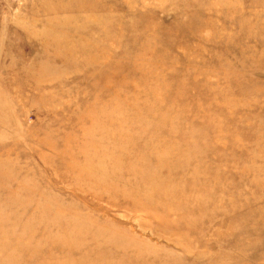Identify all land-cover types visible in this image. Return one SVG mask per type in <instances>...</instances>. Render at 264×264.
Listing matches in <instances>:
<instances>
[{"label":"rangeland","instance_id":"1","mask_svg":"<svg viewBox=\"0 0 264 264\" xmlns=\"http://www.w3.org/2000/svg\"><path fill=\"white\" fill-rule=\"evenodd\" d=\"M0 264H264V0H0Z\"/></svg>","mask_w":264,"mask_h":264}]
</instances>
